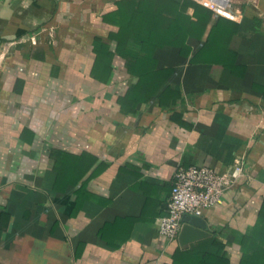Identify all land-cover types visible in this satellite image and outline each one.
I'll use <instances>...</instances> for the list:
<instances>
[{
    "label": "crops",
    "instance_id": "1",
    "mask_svg": "<svg viewBox=\"0 0 264 264\" xmlns=\"http://www.w3.org/2000/svg\"><path fill=\"white\" fill-rule=\"evenodd\" d=\"M117 1L0 0V264L169 263L178 242L160 236L157 222L178 167L242 169L205 214L208 230H241L256 218L264 198V0L230 5L241 16L232 46L243 77L163 47L158 66L173 70L163 99L127 113L118 102L124 73L108 85L90 77L92 39L109 30L100 15ZM77 6L105 33L85 24L76 36L87 27L89 38L71 44ZM187 44L193 54L202 42ZM60 153L74 174L85 171L78 185L57 184ZM235 249L226 257L233 264Z\"/></svg>",
    "mask_w": 264,
    "mask_h": 264
},
{
    "label": "trees",
    "instance_id": "2",
    "mask_svg": "<svg viewBox=\"0 0 264 264\" xmlns=\"http://www.w3.org/2000/svg\"><path fill=\"white\" fill-rule=\"evenodd\" d=\"M188 8L192 9L191 14ZM213 17L212 10L191 0H118L114 10L100 15V22L109 30L105 37L92 39L94 60L90 77L104 85L112 83L117 71L128 77L124 94L118 100L125 113L157 95L163 99L164 84L173 72L170 67L158 66L155 52L163 47L179 48V54L189 58L191 64L220 65L243 77L245 67L236 63L237 49L232 46L238 25L221 16L214 21ZM188 39L202 42L193 54ZM118 61L120 67H115ZM257 89L264 95V87ZM167 92L170 99L178 97L173 91ZM60 154L54 157L57 184L78 185L85 171L74 174V168L68 169L71 163ZM83 190L84 182L77 194L81 196ZM208 232L188 248L177 244L170 262L165 264H233L226 259L232 248L237 251L236 264H264V198L253 224L241 230L223 225ZM228 236L231 241L226 240Z\"/></svg>",
    "mask_w": 264,
    "mask_h": 264
},
{
    "label": "built area",
    "instance_id": "3",
    "mask_svg": "<svg viewBox=\"0 0 264 264\" xmlns=\"http://www.w3.org/2000/svg\"><path fill=\"white\" fill-rule=\"evenodd\" d=\"M212 10L215 16L238 21L241 16L230 10V0H191ZM241 167L219 173L208 166L178 167L173 174L167 199L166 214L157 222L158 233L169 241L177 240L185 216L204 218L212 208L222 203L224 194L235 184Z\"/></svg>",
    "mask_w": 264,
    "mask_h": 264
},
{
    "label": "rangeland",
    "instance_id": "4",
    "mask_svg": "<svg viewBox=\"0 0 264 264\" xmlns=\"http://www.w3.org/2000/svg\"><path fill=\"white\" fill-rule=\"evenodd\" d=\"M233 2H234V0H230V4H232ZM75 10H76V13H77V15H75L76 17H73L74 14L71 15V35H70L71 36V44H74L75 42H78V41L83 42V41H85V40H87L89 38V32H88L89 29L87 27L85 29V32L83 31V34L84 35L79 36V37L76 36L78 32H76L75 30H77V29L78 30H81L84 27L85 24H87V25L91 24L90 30H92V33H95V32L98 33V34L105 33L104 30L100 29L98 26L95 25V23H96L95 20H93V22H89V21H86L85 22L84 21L85 20V15L83 14V10H84L83 7H78L77 6ZM75 10L73 11V13L75 12ZM66 29H67V25H65V23H64V25L61 28V30L64 31ZM50 38L52 39V36L51 35H50ZM43 42L46 43L47 45H49L51 43L50 41H47L45 39L43 40ZM52 46H49L48 48H50ZM72 55L75 56L76 53L75 54H72ZM70 60H73V59L69 58V61L68 62L71 65H75V63L74 64L71 63ZM68 62L65 60V64H67ZM47 71H48V69H46L45 73H47ZM63 71H65V73H66L64 75H67V74L70 75L71 74V70H63ZM239 176H242V175L241 174L236 175V177H238V178H239ZM236 182H237V178H236Z\"/></svg>",
    "mask_w": 264,
    "mask_h": 264
},
{
    "label": "water",
    "instance_id": "5",
    "mask_svg": "<svg viewBox=\"0 0 264 264\" xmlns=\"http://www.w3.org/2000/svg\"><path fill=\"white\" fill-rule=\"evenodd\" d=\"M182 220L184 225L177 238L180 247L184 248L188 244L201 240L209 234L205 219L185 216Z\"/></svg>",
    "mask_w": 264,
    "mask_h": 264
},
{
    "label": "bare ground",
    "instance_id": "6",
    "mask_svg": "<svg viewBox=\"0 0 264 264\" xmlns=\"http://www.w3.org/2000/svg\"><path fill=\"white\" fill-rule=\"evenodd\" d=\"M219 1H223V0H219Z\"/></svg>",
    "mask_w": 264,
    "mask_h": 264
}]
</instances>
